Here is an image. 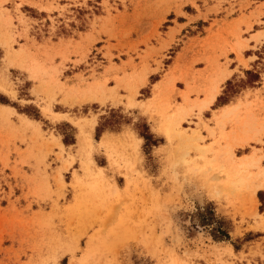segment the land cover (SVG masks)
<instances>
[{
    "label": "rangeland",
    "instance_id": "374dc122",
    "mask_svg": "<svg viewBox=\"0 0 264 264\" xmlns=\"http://www.w3.org/2000/svg\"><path fill=\"white\" fill-rule=\"evenodd\" d=\"M263 170L264 0H0V264H264Z\"/></svg>",
    "mask_w": 264,
    "mask_h": 264
},
{
    "label": "bare ground",
    "instance_id": "6f19581e",
    "mask_svg": "<svg viewBox=\"0 0 264 264\" xmlns=\"http://www.w3.org/2000/svg\"><path fill=\"white\" fill-rule=\"evenodd\" d=\"M219 94V87L217 84H213L209 89H208V93L206 94L207 96L206 99L204 100V104L207 105L209 103H212L213 100L216 98V96ZM3 107H6V105H2ZM251 156V155H249ZM245 159V158H244ZM246 160V159H245ZM253 160V159H252ZM257 162V161H256ZM255 162V163H256ZM246 163V162H245ZM243 163V164H245ZM249 163V162H248ZM246 163V164H248ZM252 163V162H251ZM242 164V163H240ZM240 164H238V166H240ZM242 164V165H243ZM241 165V166H242ZM249 166V165H248ZM242 168V167H241ZM260 175L259 178H257V182H255V186H254V191H253V195L256 193V189L258 190L259 188H264V170L261 171V173H259ZM255 177V176H254ZM256 179V178H255ZM254 185V182H253Z\"/></svg>",
    "mask_w": 264,
    "mask_h": 264
},
{
    "label": "trees",
    "instance_id": "16d2710c",
    "mask_svg": "<svg viewBox=\"0 0 264 264\" xmlns=\"http://www.w3.org/2000/svg\"><path fill=\"white\" fill-rule=\"evenodd\" d=\"M247 74L250 75L249 71H247Z\"/></svg>",
    "mask_w": 264,
    "mask_h": 264
}]
</instances>
